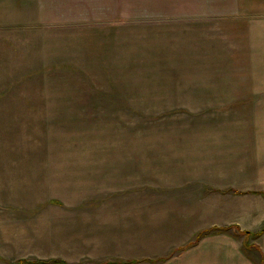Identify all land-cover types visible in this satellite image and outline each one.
Listing matches in <instances>:
<instances>
[{
    "label": "rangeland",
    "instance_id": "1",
    "mask_svg": "<svg viewBox=\"0 0 264 264\" xmlns=\"http://www.w3.org/2000/svg\"><path fill=\"white\" fill-rule=\"evenodd\" d=\"M57 2L0 0V264H170L202 232L171 238L149 208L236 185L219 155L264 126L229 83L264 59V1L208 20L199 0L85 1L79 23ZM162 9L181 20L151 21Z\"/></svg>",
    "mask_w": 264,
    "mask_h": 264
},
{
    "label": "crops",
    "instance_id": "2",
    "mask_svg": "<svg viewBox=\"0 0 264 264\" xmlns=\"http://www.w3.org/2000/svg\"><path fill=\"white\" fill-rule=\"evenodd\" d=\"M57 1L59 2V4L57 2L58 6L62 8V21L74 20L73 22L78 23L86 21L90 15L82 9L85 1L93 2L94 6L98 5L100 7L101 5L103 8H107L104 7L107 4H110V7L113 6V0ZM199 1L203 2L199 3L200 5L205 6V3H207L213 6H205L212 8V13L201 14L196 17L197 19L208 20V18L216 17L211 15L223 14L225 9L229 8L230 0H227L225 3V0ZM215 1H222V9L218 7L217 9L214 8L220 5L219 2L216 5ZM157 5L156 8L159 9V4ZM160 5L163 4L160 3ZM176 5L174 8H176ZM77 8L80 9L77 10ZM115 11V13H101L92 17L94 18V22L116 23L120 17L122 18V14L120 15L118 10ZM121 13L124 14L125 12ZM165 14V10L163 9L162 11H157L154 17H151L153 19L151 21L166 22L176 19L181 20L180 14H177L178 16ZM256 55L255 62L243 66L247 71L252 72L250 77L246 78L248 82H244V84L241 81L237 83L233 81L229 82L233 86L246 85V87L236 96L237 101L227 102L240 103L243 98L251 97V102H246L247 100L243 99L241 103L251 104V108H256V112L264 116V59L261 58L260 60L258 59V54ZM127 62H130V60L128 59ZM216 65L229 71L227 62ZM263 121L264 119L260 122ZM245 128L243 129L242 127V132L246 133L244 143L230 148L226 153L222 152L219 155V162L215 164L223 168L220 171L223 174V178L228 181L233 180L236 185H229V182L226 184L206 183V186L204 184L201 188V190L204 188L203 192H205L204 197L207 198L206 200L198 198L199 194H196L197 191L195 193H188L189 195H186L187 193H175L176 197L167 198L165 196L162 198V201L158 205V210L153 207L154 210L151 212L149 208L148 219L153 218V216H155L156 221L160 219V229L163 228L165 230L166 228L168 231L173 230L175 232L174 234L168 232L171 238L174 235L180 236L181 233L188 232L190 233L187 237L188 240L189 237L194 238L202 232L200 235L203 236L199 244L188 252L186 251L183 255L176 257L172 262L173 264H264V126L256 128H247L245 126ZM253 149L255 151H253L252 156L250 155L252 159H248L249 157L238 159V152L246 155L249 150L252 151ZM257 150L261 152L258 153ZM228 152H235L237 158L231 160ZM240 168H244L241 169L242 172ZM247 169L251 172L255 170L257 175L247 174L246 176L244 173ZM236 172L239 174L235 175V177H226L227 173L235 174ZM175 198L177 199L176 204L174 203L172 206V201ZM178 200L182 201L179 203ZM143 210L145 211L146 209L144 208ZM145 220L147 218H143V222Z\"/></svg>",
    "mask_w": 264,
    "mask_h": 264
}]
</instances>
